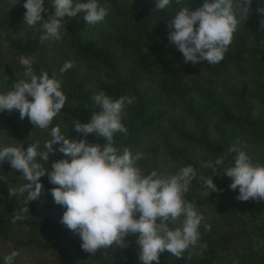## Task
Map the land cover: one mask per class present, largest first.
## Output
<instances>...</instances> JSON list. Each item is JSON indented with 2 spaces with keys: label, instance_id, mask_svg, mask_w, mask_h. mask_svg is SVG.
<instances>
[{
  "label": "trees",
  "instance_id": "1",
  "mask_svg": "<svg viewBox=\"0 0 264 264\" xmlns=\"http://www.w3.org/2000/svg\"><path fill=\"white\" fill-rule=\"evenodd\" d=\"M24 2L0 0V76L12 73L16 81L24 79L18 58L34 57V72L51 77L55 71L67 99L48 130L34 127L27 117L20 119L18 110L0 113V148L26 149L38 143V151H43L51 127H59L68 139L102 145L103 138L95 133L84 137L75 132V120L88 123L91 114L100 111L94 94L104 92L112 100L134 98L121 113L127 133H117L114 146L121 152L126 147L142 153L137 167L145 175L155 170L172 176L189 165L197 172L184 199L203 216L200 240L179 259L165 250L160 264H264V201L237 200L239 189H230L231 178L223 170L234 163L235 153L228 151L233 146L241 147L253 164L264 166V15L256 11L264 7V0H252L248 18L238 27L224 59L214 65L184 63L182 53L167 39L165 23L181 7L195 10L203 0H182L179 5L173 0L159 12L153 10L155 0H98L110 5L103 22L87 25L83 13L66 15L62 38L42 43L41 22L32 27L23 19ZM50 3L45 0L43 19L54 11ZM68 61L74 66L61 74L59 69ZM167 120L169 128L157 136ZM219 157L223 167H204ZM61 158V153L51 155L46 167ZM209 176L222 191L208 193L201 177ZM0 177L6 179H0V264L12 251L27 254L29 264H139L133 237H126L127 248L101 249L95 256L83 251L78 234L60 223L65 209L53 202L49 189L55 186L47 175L40 178L39 198L27 204L26 193L8 195L9 183H27L21 173L5 161L0 163ZM26 206V218L13 222Z\"/></svg>",
  "mask_w": 264,
  "mask_h": 264
},
{
  "label": "clouds",
  "instance_id": "2",
  "mask_svg": "<svg viewBox=\"0 0 264 264\" xmlns=\"http://www.w3.org/2000/svg\"><path fill=\"white\" fill-rule=\"evenodd\" d=\"M252 0H203L193 10L190 5L179 9L166 24L167 39L183 55V62L196 64L200 61L218 64L224 59L238 27L251 11ZM173 0H155L154 9L165 10ZM177 5L182 0H175ZM53 12L43 19L47 11L45 0H25L24 21L27 26L41 22L43 34L40 42L60 40L64 17L83 13L87 25L103 22L110 5L102 6L98 0L75 2L74 0H51ZM256 11L264 15V7ZM24 79L15 81L7 93L0 94V113L13 109L19 111L20 119H27L36 128L48 130L53 119L66 103L61 90L62 79L53 71L37 75L33 69L34 57L21 55ZM74 65L65 62L59 69L61 74ZM29 97L31 99H29ZM100 111L91 114L88 123L75 120L73 129L84 137L95 133L104 143H89L86 139H68L59 127H51L49 136L38 151L39 144L4 146L0 148V163L7 161L11 169L19 171L27 183L14 187L8 184L9 197L25 196V203L39 198L43 191L40 178L47 175L53 202L65 210L60 223L78 234L81 249L91 256L101 249L127 248L126 237H133L138 249L139 264H160L159 255L167 250L177 259L189 247L200 240L199 227L203 216L195 210L193 202L184 199L197 172L192 166L182 167L172 176L159 175L155 170L145 175L137 167L142 153L135 155L124 148L122 152L114 146L117 133H127L121 122V113L134 98L120 97L112 100L104 92L92 97ZM235 153L234 163L224 168L223 157L204 165L215 171L223 167L224 174L231 178L230 189H239V201H264V166L253 164L241 147H230ZM55 153L63 158L46 167ZM40 161H37V157ZM5 179V177H0ZM204 186L210 192L222 191L213 183L211 176L204 178ZM6 180V179H5ZM28 207H22L13 216V222L26 218ZM183 217V221L180 218ZM159 220V223H157ZM205 230H210L205 226ZM206 245H201L206 249ZM18 251L4 257V264H13Z\"/></svg>",
  "mask_w": 264,
  "mask_h": 264
},
{
  "label": "rangeland",
  "instance_id": "3",
  "mask_svg": "<svg viewBox=\"0 0 264 264\" xmlns=\"http://www.w3.org/2000/svg\"><path fill=\"white\" fill-rule=\"evenodd\" d=\"M16 77H17V74H12V73H6L3 76L2 75L0 76V94L7 93L10 90L13 83L17 80ZM198 100L202 102L200 98H198ZM167 122L168 123L166 122L163 123L162 130L161 129L158 130V132L156 133L157 136L165 132V130L169 128L168 124L171 122L168 120ZM156 135L152 136L151 139L156 138L157 137ZM132 153L135 155L136 153H139V152L133 151ZM16 258H17V264H29L30 263L29 262L30 260H27V254L25 253H19V255Z\"/></svg>",
  "mask_w": 264,
  "mask_h": 264
}]
</instances>
